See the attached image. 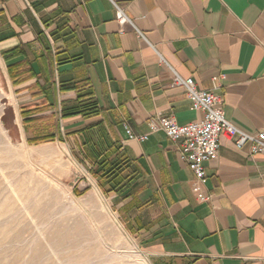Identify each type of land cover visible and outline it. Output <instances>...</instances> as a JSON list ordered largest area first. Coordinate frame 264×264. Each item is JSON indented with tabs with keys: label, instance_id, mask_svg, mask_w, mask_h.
<instances>
[{
	"label": "crops",
	"instance_id": "0c3cea01",
	"mask_svg": "<svg viewBox=\"0 0 264 264\" xmlns=\"http://www.w3.org/2000/svg\"><path fill=\"white\" fill-rule=\"evenodd\" d=\"M0 57L31 135H61L89 169L123 160L125 186L106 195L153 264H264V152L221 136L200 200L177 143L150 125L203 116L173 68L264 130V0H0Z\"/></svg>",
	"mask_w": 264,
	"mask_h": 264
},
{
	"label": "rangeland",
	"instance_id": "374dc122",
	"mask_svg": "<svg viewBox=\"0 0 264 264\" xmlns=\"http://www.w3.org/2000/svg\"><path fill=\"white\" fill-rule=\"evenodd\" d=\"M0 57V264H153L54 121L31 135ZM54 136V139H50Z\"/></svg>",
	"mask_w": 264,
	"mask_h": 264
},
{
	"label": "built area",
	"instance_id": "2783aa9c",
	"mask_svg": "<svg viewBox=\"0 0 264 264\" xmlns=\"http://www.w3.org/2000/svg\"><path fill=\"white\" fill-rule=\"evenodd\" d=\"M117 18L121 23L128 21L123 10L117 8ZM173 86L184 87L192 102V108L203 116L199 120L181 125L172 117L157 116L152 119V130H163L177 143L181 159L194 173L193 191L200 200L208 199L207 173L205 163L218 155L221 136L234 138L239 149L247 144L253 152H264V130L249 132L231 122L225 115L224 99L210 90L200 89L192 77H182L173 68ZM131 139L144 140L147 135H136L126 127Z\"/></svg>",
	"mask_w": 264,
	"mask_h": 264
},
{
	"label": "trees",
	"instance_id": "16d2710c",
	"mask_svg": "<svg viewBox=\"0 0 264 264\" xmlns=\"http://www.w3.org/2000/svg\"><path fill=\"white\" fill-rule=\"evenodd\" d=\"M83 114H90L93 109H81ZM65 115V114H64ZM50 139H54V136H50ZM91 173L99 180V183L105 192L109 194L112 191H118L125 186V177L122 176L125 171V165L123 160H109L105 158L103 160H97V166H93L90 169Z\"/></svg>",
	"mask_w": 264,
	"mask_h": 264
}]
</instances>
